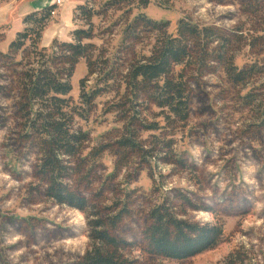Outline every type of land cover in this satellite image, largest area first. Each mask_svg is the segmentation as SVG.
<instances>
[{
  "label": "rangeland",
  "instance_id": "374dc122",
  "mask_svg": "<svg viewBox=\"0 0 264 264\" xmlns=\"http://www.w3.org/2000/svg\"><path fill=\"white\" fill-rule=\"evenodd\" d=\"M112 1L66 0L45 27L41 46L49 48L55 39L69 42L74 30L89 26L84 14L75 17L71 9L84 4L99 12L91 21L98 38L91 43L118 56L124 26L141 11L127 2L108 6ZM53 5L55 0L0 1V264H80L90 245L89 218L127 193L130 214L123 221V232L136 245L131 256L138 264H264V128L258 125L264 107V0H151L142 10L154 21L168 22L169 33L181 20L218 31L231 41L226 58L239 67L254 65L256 72L237 87L230 83L223 63H214V69L201 77L191 75L190 119L185 127H169L161 133L162 140L173 141L171 150L159 156L154 152L146 159L135 155L133 163L120 164L109 180L125 156L104 153L90 183L75 177L72 189L91 206L86 214L45 194L38 170L40 149L22 111L24 91L16 64L20 56L4 57L25 28L24 18ZM152 36L145 35L146 40L134 49L147 53ZM210 45L223 46L221 41ZM126 54L128 63L131 55ZM84 78L88 87L96 81L81 60L71 80L75 101ZM247 92L259 101L246 107L242 96ZM114 96L106 93L98 98L90 120L81 122L91 133L89 149L116 142L122 135V122L105 111V103ZM159 112L151 107L141 116L161 122ZM154 134L159 132L143 134L149 150ZM162 199L179 219L222 226L224 234L216 247L183 261L144 254L141 235L150 210Z\"/></svg>",
  "mask_w": 264,
  "mask_h": 264
},
{
  "label": "trees",
  "instance_id": "16d2710c",
  "mask_svg": "<svg viewBox=\"0 0 264 264\" xmlns=\"http://www.w3.org/2000/svg\"><path fill=\"white\" fill-rule=\"evenodd\" d=\"M150 1L108 2V6L127 2L141 11L124 26L118 56L91 43L98 38L91 21L99 12L84 4L74 9V16L84 14L89 26L74 30L71 41L55 39L49 48L41 46L43 31L57 8L53 5L24 18L25 28L17 33L4 55L9 59L20 56L16 64L21 68L20 87L24 91L22 111L30 135H35L40 149L38 170L46 184L45 194L60 205L85 214L89 211V201L72 189V182L77 176L81 181H89L100 167L99 157L104 153L125 156L107 177L109 180L120 164L123 167L133 163L135 155L146 159L154 152L159 156L171 150L173 141L162 140L161 135L169 127H185L190 119L191 75L201 77L214 69V63H223L230 83L237 87L256 72L254 65H233L232 60L226 58L231 41L210 27L181 20L174 33L166 31L168 22L154 21L142 12ZM149 33L155 35L151 49L147 53L136 51V43L145 41ZM218 41L223 46L212 48L210 44ZM126 53L131 55L128 63ZM81 60L86 61L89 76H96V81L88 87L87 78L82 79L79 100L75 101L71 80ZM106 93L115 95L105 103V111L115 114L122 122V135L116 142L89 149L91 133L81 122L90 120L98 98ZM257 99L251 92L242 96L246 107ZM151 107L160 111L157 116L162 118L161 122H148L146 116L142 118ZM258 119L259 127L264 128V107ZM155 131L159 135L154 134L155 142L149 150L143 134ZM127 197L105 206L91 216L92 220L89 218L90 245L80 264H138L131 256L136 245L129 243L123 232V221L130 214ZM223 234L222 226L179 219L168 201L162 199L150 210L140 243L148 257L183 261L215 248ZM237 255L238 252L229 259Z\"/></svg>",
  "mask_w": 264,
  "mask_h": 264
},
{
  "label": "built area",
  "instance_id": "2783aa9c",
  "mask_svg": "<svg viewBox=\"0 0 264 264\" xmlns=\"http://www.w3.org/2000/svg\"><path fill=\"white\" fill-rule=\"evenodd\" d=\"M66 0H55V6L56 7H62Z\"/></svg>",
  "mask_w": 264,
  "mask_h": 264
},
{
  "label": "crops",
  "instance_id": "0c3cea01",
  "mask_svg": "<svg viewBox=\"0 0 264 264\" xmlns=\"http://www.w3.org/2000/svg\"><path fill=\"white\" fill-rule=\"evenodd\" d=\"M76 8V7H75ZM72 9V12H73V14H74V9L73 8H71Z\"/></svg>",
  "mask_w": 264,
  "mask_h": 264
}]
</instances>
